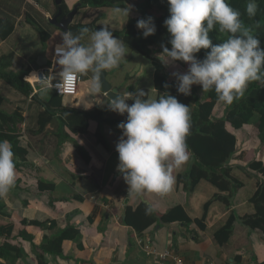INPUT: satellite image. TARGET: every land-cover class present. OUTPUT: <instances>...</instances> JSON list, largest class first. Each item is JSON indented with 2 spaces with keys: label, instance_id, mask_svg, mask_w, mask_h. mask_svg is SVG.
Here are the masks:
<instances>
[{
  "label": "crops",
  "instance_id": "1",
  "mask_svg": "<svg viewBox=\"0 0 264 264\" xmlns=\"http://www.w3.org/2000/svg\"><path fill=\"white\" fill-rule=\"evenodd\" d=\"M66 4L72 8L71 0H66ZM55 6L54 0H0V15L15 21L14 31L7 38H0V56L14 52L12 70L16 67L14 60L17 55L12 41L29 35L32 26L29 21L33 20L42 25L51 35L49 40L53 38L54 29L59 28L55 25L54 28H48L46 24L48 17L55 13ZM86 9L83 8L84 11ZM84 11H78L73 20H85ZM135 13L133 8L129 16L136 17ZM105 18L106 13L98 23L103 24ZM121 25L123 27V23ZM41 50L35 54L30 52L32 55L26 57L28 61L25 64L32 66L40 54L48 57L42 47ZM154 55L163 57L160 49ZM41 68L45 69L46 66ZM151 68L153 69L152 66ZM141 69L136 73L122 74L117 73L116 69L108 70L106 79L113 87L118 88L121 94H135L137 89H143L147 93L145 99H159L162 93L153 86L154 69L152 73H141ZM32 73L33 71L27 76L30 81ZM164 74L168 80L176 81L172 74ZM86 77L78 85L77 95L72 97L74 104L65 105L64 96L63 107L108 109L109 97L102 90L100 93H94V100L85 98L88 88L91 89L92 73H88ZM0 86L5 93L12 91V87L6 85L3 79L0 80ZM38 91L37 89L35 93L37 96ZM28 99L29 101L25 102L28 104L27 112L23 114L21 109L23 121L17 125L22 135L20 144L28 152L25 160L14 158L16 183L4 199L6 211L11 216L0 215V225L12 221L14 234L21 229L26 230L34 236L33 243L36 246L40 245L45 234L54 238L67 225L79 229L83 248L66 239L62 244V255L45 254L47 264H173L171 261L160 263L147 255L138 243L140 238L151 242L159 250L174 251L187 264H264L262 232L248 227L243 222L255 211L249 199L257 189L258 183L264 179L242 163L246 162L245 155H248L251 149L248 147L238 150V135L247 125L239 130L226 125L228 131L236 137V151L229 161V176L234 179L233 183L210 178L208 172L205 173L195 164L190 152L189 161L181 168L173 170L176 182L172 191L163 196L152 192L135 195L128 193V186L116 171L118 153L115 151V145L121 136L117 125L104 123L99 126L97 120L91 119L87 133H73L65 126L63 134L58 135L60 131L57 120L52 119L39 131L38 113L44 110L40 102L42 98ZM8 100L5 95L4 103H8ZM127 103L131 104L132 101ZM31 109L33 112L28 114ZM125 117L126 114L121 116L110 110L105 111V118ZM99 127L108 140V150L97 143L93 136ZM74 143L88 152L89 162L77 152ZM254 158L264 161V145L260 146L257 153L253 151L251 159ZM187 171L189 177L184 176ZM179 175L183 176L184 180H180ZM141 202L150 204L157 215L180 205L190 220L155 223L139 232L126 223L125 212L127 207L135 208ZM230 216H233V221L228 230L229 236L222 240L224 234L221 230ZM23 220H54L56 225L50 229H41L23 224ZM12 242L21 245L25 252L15 264H40L37 259L39 251L33 250L30 241L18 236L13 238ZM0 262L5 263L3 260Z\"/></svg>",
  "mask_w": 264,
  "mask_h": 264
},
{
  "label": "clouds",
  "instance_id": "2",
  "mask_svg": "<svg viewBox=\"0 0 264 264\" xmlns=\"http://www.w3.org/2000/svg\"><path fill=\"white\" fill-rule=\"evenodd\" d=\"M167 4L169 16L163 24L171 48L161 45L163 63L182 61L187 65L186 72L172 73L178 94L189 96L192 86L199 85L202 92L214 91L219 101L231 105L244 95L249 83L264 81V48L244 26L241 13L227 0H167ZM125 5L114 7L112 12L127 21L133 6ZM257 9L256 0H248L245 11L249 18L256 15ZM108 26L102 24L95 31L83 27L79 34L71 31L60 34V42L54 44L51 54L59 66L58 73L53 74V81L57 83L35 73L32 75L41 79L45 89H58L92 73L91 91L100 93L101 74L118 68L129 53L128 46L115 37ZM136 28L141 30L144 38L156 31L152 17L138 19ZM213 30L227 38L213 44L209 37ZM86 36L88 43L84 40ZM201 49L209 51L203 59H198L196 54ZM146 95L143 89H137L135 94L116 92L109 97L108 109L121 116L126 114V119L117 125L121 136L115 145L118 153L116 171L128 186V193L152 192L163 196L174 188L173 170L181 168L190 159L187 144L191 128L190 108L171 94L165 93L159 99L151 100L145 99ZM129 100L131 104L127 103ZM16 178L12 145L6 140L0 141V199L8 196ZM153 210L148 206L145 214L149 215Z\"/></svg>",
  "mask_w": 264,
  "mask_h": 264
},
{
  "label": "trees",
  "instance_id": "3",
  "mask_svg": "<svg viewBox=\"0 0 264 264\" xmlns=\"http://www.w3.org/2000/svg\"><path fill=\"white\" fill-rule=\"evenodd\" d=\"M130 0H78L81 5L78 7L77 12L83 8H90L92 13H88L90 21H83L82 19L73 22L69 25V30L74 34H79L81 28L87 27L91 31L99 30L102 24L98 21L105 17L106 8L126 7ZM248 0H227V3L241 13V20L246 28L251 30V33L260 40V47L264 48V0H256L258 9L256 15L249 18L246 14V4ZM62 14L69 11L66 2L61 4ZM139 13H146L149 17L153 18L156 27L154 35L147 38L142 36L135 28V23L138 17L130 16L125 27L121 29H113V35L132 49L137 50L140 54L147 57L154 69L153 86L162 95L167 93L179 100L184 98L190 103H193V110L191 112V128L187 137V144L194 159L195 164L199 169L205 173L208 172L210 178H219L222 181L228 180L234 182L229 176V161L234 156L236 151V137L227 129L229 124L234 129H239L246 124H254L257 128V137L262 145H264V81L251 82L247 86L244 95L235 100L231 105L224 103V111L222 116L213 117V110L218 103L217 95L214 91L204 92L203 98L199 97L198 92L202 91L200 86H193L191 95L184 96L178 94L176 91V81L168 80L164 71L166 65L163 63L164 56L158 57L154 55L149 49L151 45L158 42L161 38V45L171 48L168 43L169 34L164 26V20L169 16L167 0H142L141 3L137 2L136 7ZM132 8V9H133ZM57 11V7L55 6ZM134 9V10H135ZM91 10V11H92ZM55 11V12H56ZM154 12V13H153ZM85 18L86 14H85ZM29 23L37 30L41 37V42L45 43L51 37L48 30L36 21H29ZM15 28V21L9 17L0 15V38H7ZM64 32V31H63ZM209 37L213 44H219L226 39L225 34L213 30L209 33ZM87 39V36L84 40ZM88 41V39H87ZM55 44V43H54ZM53 44V45H54ZM209 50L201 49L196 54L198 59H203L206 52ZM162 53V47L160 48ZM163 55V54H162ZM14 52L10 51L0 56V80L3 79L7 84L11 85L18 92L28 97L31 96L33 88L28 81L24 79L25 75L31 71L30 65H25L21 69L15 71L11 69L12 59ZM51 56V55H50ZM181 65H186L182 61H176ZM51 65V57H48L47 63L44 65L48 67ZM48 74L49 70H44ZM84 80L86 75L81 76ZM164 85H168L165 87ZM133 88V87H132ZM32 98L38 97L37 94L31 96ZM146 98V97H144ZM5 97L0 92V141H8L12 145L14 158L18 157L21 160L26 159L27 149L21 146L22 135L18 131L17 125L23 121L21 108L17 107L12 112H7L2 109ZM44 110L38 113L39 131H42L46 124L52 119H56L59 127L58 135L63 134V127H68L73 133H87L89 120H97L99 126L104 123L111 125H118L125 118H105V111L99 107L93 109H77L65 108L62 104V96L51 90V94L45 99H41ZM95 141L102 144L107 150L110 148L108 140L106 139L103 130L99 127L93 133ZM68 138V137H67ZM77 152L81 157L89 162L90 156L81 146L74 143ZM247 168L264 177V161L258 158L250 160ZM184 176L189 177V171ZM180 180H184L183 176H178ZM226 200V199H225ZM250 202L254 206V213L246 217L243 222L250 228L259 229L262 232V239L264 241V179L261 180L254 194L250 197ZM151 206L147 202H141L137 207H127L125 212V221L128 225L133 226L139 232H142L149 226L155 223H170L176 220L188 222L190 219L182 206L176 205L168 209L165 213L157 215L153 210L151 214L146 215V207ZM0 215L10 217L11 215L6 211V204L4 199H0ZM233 216H230L228 222L224 225L221 233L224 234L222 240H226L229 236L228 230L231 228ZM23 224H30L41 229H50L56 225L54 220L51 221H38V220H23ZM15 228L12 221L0 225V260L6 264H15V262L25 255L24 249L21 245L14 244L13 238L21 237L28 240L32 244L34 251L37 253V259L40 264H47L45 254H52L53 256L62 255L63 241L69 239L74 241L79 248H83L80 243L82 237L79 229L72 225H67L61 229L60 234L54 238L49 237L47 234L43 236L40 245L36 246L33 243L34 236L26 230L21 229L14 234ZM40 249V250H38ZM0 262V264H5Z\"/></svg>",
  "mask_w": 264,
  "mask_h": 264
},
{
  "label": "rangeland",
  "instance_id": "4",
  "mask_svg": "<svg viewBox=\"0 0 264 264\" xmlns=\"http://www.w3.org/2000/svg\"><path fill=\"white\" fill-rule=\"evenodd\" d=\"M75 1H77V0H71L72 6L75 4ZM141 1L142 0H130L129 4L132 5L133 7H136L137 2L141 3ZM112 9L113 8H107V10L105 12L106 18L102 21V23L105 25H109L112 28H120V27L122 28V25H121L122 23H123V27L126 26L130 16L128 17V19L126 21L125 17L114 15L112 12ZM91 10L92 9H90V8H87L85 11L83 9L81 10V13L84 11V14H86V17H87L83 21H86V22L90 21L88 15L93 12V10L92 11ZM135 12H136L135 15L139 19L149 17L146 13H143V14L139 13V11H137V8L135 9ZM92 14H94V13H92ZM43 24H44V22H43ZM98 24H101V22H99ZM46 26L48 28H54L53 27L54 25L51 24L49 21L46 24ZM30 28H31V31H30L29 35H27L26 37H22L20 39L17 38V39L12 41L14 50L17 54L15 57V60H14V66H16L15 67L16 69L14 68L15 71L21 69L22 67H24L26 65L25 63L28 61L26 59V57L28 55H32L31 53L35 54L37 51L38 52L42 51L41 47H42L44 52H47L48 57H52L51 54H52L53 43L54 42H58V43L60 42V34L63 32V30H61V29H54L53 38L51 40L46 41L45 43H42L41 37H40L39 33L37 32V30L32 26H30ZM135 28H136V23H135ZM136 30L141 33V30H138L137 28H136ZM86 41H87V39H86ZM82 42L85 43L84 40ZM88 42L89 41H87V43ZM128 48H129V53L126 55L125 59L123 61H121L119 67L115 68L116 72L121 73V74L122 73H136V71L139 68H142L141 70L143 72H141V73H152L153 69L151 68L152 65H151L149 59L147 57H145L144 55L140 54L137 50L132 49L130 46H128ZM160 48H161V38L158 40L157 43H155L149 49L151 50V52L153 54H156ZM131 58H133V59H131ZM52 59H53V57H52ZM166 67H167L166 72H164V73H169V75L172 74L173 72L184 73L187 70V65H181L177 62H175L174 64H168V65H166ZM170 78H172V77L170 76ZM132 83H134V82L132 81ZM6 85L11 86L7 83H6ZM30 85H31V83H30ZM193 86H199V85H193ZM0 87H2V86H0ZM37 88L39 89V91H38L39 96L38 97H40L42 99H45L47 96H49V94H51V90L45 89L41 84H38ZM40 88H42V89L40 90ZM78 88H79V86H78ZM0 91H1V94L3 93L2 95H4V97H5V95H7L8 99H9L8 103H3V105H2L4 110L6 108L5 111L12 112L17 107H20L23 111V114H26L27 109H28V108H26V106L28 104H26L25 102L29 101L28 97L31 98V96L26 97L23 94H21L20 92H18L13 87H12V91L9 93H5L4 92L5 90L3 88H1ZM203 93L204 92H202V91L198 92L199 97L201 99L203 98V95H204ZM45 95H47V96H45ZM93 97H94V93L91 91L90 88H88V91L85 94V98L93 99ZM73 99L74 98H72V96H65L64 104L65 105H73L74 104ZM180 102L185 104V105H188L190 108V112L193 110V103H190L189 101H187L183 97L181 98ZM34 103H37V101H34ZM104 111H107V108ZM223 111H224V103L221 101H218V103L216 104V107L213 111V116L214 117H220V116H222ZM32 112H33V109H31L28 114H30ZM246 125L247 126L243 130H240L239 135H238L239 136L238 150L241 148L248 149V147L251 149L248 151V153H247L248 155H245V157H246L245 161L246 162L242 161L243 165H246V167H247L248 162L250 160H252L251 158L253 157V151L255 153H257V151H259L260 146L262 144L260 143V141L257 137L256 126L254 124H246ZM228 127L231 128V126L229 124H228ZM233 131L236 132V130H233ZM238 162H239V160H238Z\"/></svg>",
  "mask_w": 264,
  "mask_h": 264
},
{
  "label": "built area",
  "instance_id": "5",
  "mask_svg": "<svg viewBox=\"0 0 264 264\" xmlns=\"http://www.w3.org/2000/svg\"><path fill=\"white\" fill-rule=\"evenodd\" d=\"M55 47V46H54ZM53 52H54V48H53ZM53 59L51 61V65H49L48 67H46L45 69H48L49 72L48 74L45 73V69L43 68H39L33 71H36V75L40 78L46 77L47 80L52 81L53 84L57 83V81H53V74L58 73L59 71V66L56 64L55 62V58L54 55H52ZM32 72V71H31ZM29 72V74L31 73ZM28 74V75H29ZM26 75L24 78L26 80H28L33 88L32 91V95H34L37 91V85L38 84H42L41 79H38L36 77H34V81H30L29 79H27ZM59 79V77L57 76V80ZM81 82V76L71 82H67L65 83L63 86L59 87L58 89L53 87V88H48L50 90H52L53 92L57 93L58 95H61L62 97L64 96H72L75 97L78 93V85ZM44 87V86H43ZM45 88V87H44ZM42 89V88H40ZM39 90V89H38ZM138 243L140 245V247H142L143 251H145V253L149 256H151L152 258L158 260L160 263L162 261H171V263L173 264H187L185 262V260L178 254L174 253V251H171L170 249L167 250H159L158 248H156L153 244H151V242L148 241H144L142 238H140L138 240Z\"/></svg>",
  "mask_w": 264,
  "mask_h": 264
},
{
  "label": "water",
  "instance_id": "6",
  "mask_svg": "<svg viewBox=\"0 0 264 264\" xmlns=\"http://www.w3.org/2000/svg\"><path fill=\"white\" fill-rule=\"evenodd\" d=\"M63 0H54V3L57 7V11L48 17V21L58 27L59 29L63 31L69 30V25L73 21L74 14L76 13L78 7L81 5L80 2H76L72 9H70L65 14H62V4ZM48 61V58L44 54H40L36 61L32 63V69H38V67H41L45 65ZM101 80H102V88L101 90L106 94L107 97L113 96L116 92H118V88L113 87V85L106 79V71L101 74ZM121 94V93H119ZM122 95V94H121ZM109 109H107L108 111Z\"/></svg>",
  "mask_w": 264,
  "mask_h": 264
},
{
  "label": "bare ground",
  "instance_id": "7",
  "mask_svg": "<svg viewBox=\"0 0 264 264\" xmlns=\"http://www.w3.org/2000/svg\"><path fill=\"white\" fill-rule=\"evenodd\" d=\"M33 73L36 74V71H33ZM33 73H32V74H33ZM34 77H35V76L31 75V81H34Z\"/></svg>",
  "mask_w": 264,
  "mask_h": 264
},
{
  "label": "flooded vegetation",
  "instance_id": "8",
  "mask_svg": "<svg viewBox=\"0 0 264 264\" xmlns=\"http://www.w3.org/2000/svg\"><path fill=\"white\" fill-rule=\"evenodd\" d=\"M63 1H65V2H66V0H63Z\"/></svg>",
  "mask_w": 264,
  "mask_h": 264
}]
</instances>
